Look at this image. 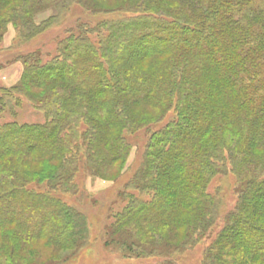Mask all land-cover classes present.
Segmentation results:
<instances>
[{
    "label": "trees",
    "instance_id": "trees-1",
    "mask_svg": "<svg viewBox=\"0 0 264 264\" xmlns=\"http://www.w3.org/2000/svg\"><path fill=\"white\" fill-rule=\"evenodd\" d=\"M162 1L135 0L149 15L99 25L109 32L102 35L105 64L95 43L84 36L72 37L65 53L50 63L24 57V88L64 78L76 91L50 82L51 93L43 100L48 124L3 125L0 156L33 151L59 157L45 179H65L67 168L75 163L69 141L78 134L79 120L90 123L84 142L89 161L99 165L127 151L117 126L134 122L127 114L129 107L147 99L156 102V95L168 104L176 97L177 116L153 133L146 164L137 176V184L153 189L154 197L150 202L131 199L117 218L113 236L130 251L158 249V242L146 240L160 236L154 220L166 218L160 231L167 232L169 221L183 224L179 209L196 202L199 209L188 233L193 237L206 232L216 209L206 185L215 173L225 171L228 151L242 181L240 208L229 216L220 234L224 240H216L209 258L212 264H264V158L253 153V148L264 147V21H258L264 16V0H185L176 15L154 10L161 9ZM26 9L20 6L15 14ZM20 19L28 22L30 17ZM140 46L133 58L129 51ZM161 55L167 57L158 63ZM145 57L153 58L155 72L135 64V59ZM2 90L3 99L13 97ZM89 94L97 97L95 108H101L109 126L89 115ZM136 123L140 127L145 121ZM111 127L118 131L115 139L107 136ZM108 144L111 153L103 150ZM13 175L0 164V223L14 221L23 234L48 238L59 247L76 246L85 231L82 216L54 196L26 189L27 181ZM36 221L38 227L32 225ZM5 258L0 264H16L11 254Z\"/></svg>",
    "mask_w": 264,
    "mask_h": 264
},
{
    "label": "rangeland",
    "instance_id": "rangeland-1",
    "mask_svg": "<svg viewBox=\"0 0 264 264\" xmlns=\"http://www.w3.org/2000/svg\"><path fill=\"white\" fill-rule=\"evenodd\" d=\"M176 1L163 0L161 9L154 10L176 15L180 7L184 6L185 0ZM20 6H26V11L15 14ZM143 9L146 8L138 6L135 0H0V127L6 124H48L50 118L43 100L51 93L50 82L76 91L75 85L64 78L48 80L44 85L28 83L24 88V57L33 56L42 64L50 63L60 57L62 51L65 53V44L72 37L84 36L95 43L99 57L105 64L101 51L102 35L103 32L109 35V32L101 30L99 25L149 15L141 12ZM153 16L165 18L164 14L155 13ZM20 17L30 19L27 22ZM258 19L263 22L264 16ZM140 48L142 46L136 50L131 48L129 54H133L131 56L134 58ZM165 57L167 55L157 57L158 63ZM151 59L153 58L135 59V64L153 73L157 68L151 65ZM2 89L9 90L13 97L3 99L5 92ZM86 98L91 102L97 101L93 94ZM156 99V102L147 99L129 107L127 114L134 122L117 126L119 135L127 146V151L123 152L120 159L109 158L99 165L89 161L88 147L84 142V134L90 130L87 119L79 120L78 134L72 139L73 136L70 137L69 144L73 148L75 163L67 168L65 179H45L49 175L48 170L57 164L59 157L50 159V155L33 151L24 156H0V164L10 168L16 180L27 181L26 189L58 198L79 213L85 223L83 238L76 246L59 247L58 243L49 241L48 238L23 234L14 221L2 222L0 261H5V256L11 254V261L16 264H212L210 250L217 239L218 243L224 240L220 234L227 227L229 216L240 208L242 181L228 151H225V171L215 173L206 185V192L214 200L216 208L215 219L206 232L199 235L198 231L193 237L188 233L195 211L199 209L196 202L192 207L184 205L179 209L183 224L169 221L167 232L160 231L161 226L167 223L166 218L154 220V227L159 230L157 234L159 232L160 236L153 240L147 237L146 240L158 242V249L149 251L148 248L149 250L144 251L135 248L136 252L130 251L113 236L117 218L125 211L131 199L150 202L155 194L153 189L141 188L137 184V176L146 164L147 149L153 133L177 116L176 97L172 104L160 102L157 95ZM95 107L93 102L89 115L109 126L108 117L101 108L99 112ZM160 117L161 121L155 122ZM141 119L145 123L138 127L136 121ZM107 134L115 139L118 131L111 127ZM103 150L111 153L113 147L111 144L104 145ZM253 153L255 158H264V147L253 148ZM39 223L40 221L32 222V225L38 227Z\"/></svg>",
    "mask_w": 264,
    "mask_h": 264
}]
</instances>
